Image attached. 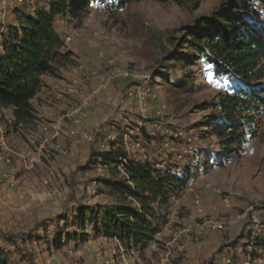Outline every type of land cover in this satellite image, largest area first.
I'll return each instance as SVG.
<instances>
[{"label":"rangeland","instance_id":"374dc122","mask_svg":"<svg viewBox=\"0 0 264 264\" xmlns=\"http://www.w3.org/2000/svg\"><path fill=\"white\" fill-rule=\"evenodd\" d=\"M20 1L0 0V24L12 20L13 9ZM184 1L179 5L173 0H135L113 11L93 2L81 21L71 16L61 21L64 31L72 35L68 47L78 52L73 62L63 68V75L76 78L83 71V77H89L86 89L75 82L71 84L75 96H65L64 101L73 108L74 115L66 116L63 126L58 125L57 129L51 118L46 119L39 128L27 133L28 140L11 136L13 148L7 144L6 129L0 125V244L10 253L13 264H199L206 259L224 261L227 255L243 264L250 246L245 243V236L251 211L260 220V239H264L261 111L255 114L258 130L251 135L245 154L222 167L199 169L181 198L173 203V221L143 255L126 252L115 240L101 237L72 240L61 249L54 245L56 222L61 228L66 221L72 223L78 205L94 207L113 201L99 192L95 172L76 173L75 190L69 184L75 179L73 171L86 162L89 142L95 135L101 143L111 133L123 135L132 155L160 163L176 154V161L187 163L186 155L194 147L218 149L216 137L202 139L191 128L210 112L198 105L211 101L219 91V85L209 80L212 74L208 67L199 64L186 68L196 77L197 88L188 94H177L170 83L182 76L180 64L170 71L169 80L153 76L186 26L210 14L221 2L200 0L194 7L192 0ZM26 3L32 4L31 0ZM143 84L151 93L146 100L129 95ZM85 100L87 104L83 105ZM91 104L97 112L88 117L86 110ZM144 111L164 128L163 136L150 145L138 144L141 136L137 127ZM3 113L9 115V110ZM176 129L183 130L186 137L172 140L168 131ZM196 199L200 200L199 205ZM61 215L66 219L60 220ZM220 223L222 227L218 226ZM68 231L82 233L75 225ZM7 235L15 240L6 242ZM253 248V264H264L262 248Z\"/></svg>","mask_w":264,"mask_h":264},{"label":"trees","instance_id":"16d2710c","mask_svg":"<svg viewBox=\"0 0 264 264\" xmlns=\"http://www.w3.org/2000/svg\"><path fill=\"white\" fill-rule=\"evenodd\" d=\"M26 1H20L13 9L16 25H6L0 33V125L6 129L10 148L11 136L28 140L27 133L42 121L33 99L44 86V77H60L61 70L73 62L74 52L63 41L66 32L59 31L64 24L61 21L69 16L81 21L93 2L113 11L135 0H31V5ZM173 1L179 5L185 2ZM192 2L197 7L200 0ZM172 43L166 60L159 62L161 69H156L153 76L169 80L170 71L180 64L182 76L170 83L177 94H188L197 88L196 77L186 68L199 64L208 67L212 74L209 80L219 85V91L211 101L198 105L210 112L191 128L202 139L216 137L218 149L194 147L186 155L187 163L176 161L177 154H170L168 161L160 163L128 152L123 135L117 133L114 140L107 137L103 143L95 135L89 142L86 162L73 171L75 179L69 184L75 190L76 173L95 172L99 192L113 201L94 207L80 204L74 208L72 223L66 221L61 228L56 222V248L61 249L72 240L101 237L117 241L126 252L143 255L168 223L174 198L183 193L199 169L222 167L245 154L251 135L258 130L255 114L264 111V0H221L210 14L186 26L182 36ZM5 110H11V120L3 113ZM152 121V117H141L143 124L137 128L142 144L150 145L164 134L162 126L156 135H151ZM180 131L183 132L168 131L170 138H185L186 135H174ZM105 142L107 149L103 147ZM98 164L105 166L103 173L97 172ZM66 217L61 215L59 219ZM73 225L82 233L68 231ZM260 238L256 244L264 251V239ZM14 240L12 235L5 237L8 243ZM0 264H13L1 244ZM199 264L238 263L206 259Z\"/></svg>","mask_w":264,"mask_h":264},{"label":"crops","instance_id":"0c3cea01","mask_svg":"<svg viewBox=\"0 0 264 264\" xmlns=\"http://www.w3.org/2000/svg\"><path fill=\"white\" fill-rule=\"evenodd\" d=\"M11 19L13 21L10 20L7 23L6 22H4V23L6 25H9V24L16 25L15 17L13 15H12ZM0 20H1V17H0ZM6 25L0 24V30L2 31L4 26H6ZM64 28H65V25L63 24V26H60L59 31H62V30L64 31ZM64 32H67V31H64ZM0 40H1V36H0ZM68 48L71 49L74 52V56L78 55V52L76 51V49L70 48V47H68ZM63 72H64V70L62 69L61 73H60V77L45 76L44 77V86L41 88L40 92L33 99V103H34L35 107L39 111L38 115H39V117L42 120V121H40L38 123V125H37L38 128L48 118H51L54 121V123L52 124V126H54V129H57L56 127L58 125H60L62 127L64 118L66 116H68V115H74L73 108H71L68 105V103H65V101H64L65 100V96L67 94H69V96H71V97L75 96V95L72 94V91L70 90L71 87H72L71 84L76 82L77 85H80V87L82 86L81 89L82 88L86 89L85 84H88L87 79L89 77H87V79H85V77H83V76H85V73L83 71H81V73H79V75H77L78 77H76V78L64 77V75H63L64 73ZM80 74H82V77H80ZM88 90L86 92L90 91V90L89 91ZM79 99H77V100H79ZM95 103H97V102H95ZM92 104H94V102ZM92 104L86 110L88 117L94 115L97 112L94 109V108L97 109V107H93ZM75 116H77V115L75 114ZM6 117L9 120H11V117H12L11 110H9V115H6ZM28 137H29V135H27V138ZM17 154L19 155V154H22V153L18 152ZM23 162L25 164V160H23ZM26 166L28 167V165H26ZM182 195H183V193L180 196H176L174 198L173 203L175 201H178L181 198ZM172 210H173V207H172ZM172 210H171L170 214L168 215V223L165 225L164 230H167V228L169 227V224L173 221V219H172V217H173ZM164 230H163V232H164ZM114 242L116 244L117 241H114ZM5 250L7 251L6 248H5ZM215 261L219 262L220 260H215Z\"/></svg>","mask_w":264,"mask_h":264},{"label":"built area","instance_id":"2783aa9c","mask_svg":"<svg viewBox=\"0 0 264 264\" xmlns=\"http://www.w3.org/2000/svg\"><path fill=\"white\" fill-rule=\"evenodd\" d=\"M63 41H64V44L66 46H68L69 43L72 41V35L70 33L64 34ZM124 75L127 76L128 73H125ZM70 90L73 92L74 91V87L72 86ZM150 94L151 93L148 92L147 87L144 84L140 85V86H137L134 91H130L129 92L130 96L135 95L136 98L140 99L141 101L146 100V98ZM82 104L86 105L87 104V100H85ZM142 116H143V118H146L149 115L146 113V111H144ZM161 129H162V124L160 122H155L154 125H153V128H152V131H151V135H153V136L156 135V132L160 131ZM174 135L175 136H184L182 131L175 132ZM115 138H116V135L114 133H111L108 136V139H110V140H114ZM138 144L142 145V143H140V142ZM103 147L107 149L108 148V144H104ZM126 147H127L128 152H130V148L128 147L127 143H126ZM125 161H126V159H125ZM96 170H97L98 173H103L106 170V168H105L104 165L98 164L97 167H96ZM195 202H196L197 205L200 204V200L199 199H196ZM249 216H251V222L249 224V230H248V232H247V234L245 236V238H246L245 239V243L250 245V246H249V250L247 249V256H246V259L243 261V264H253L254 263L255 258L253 256L254 255V253H253L254 248L253 247L257 246L256 243H257L258 239L263 234V230L260 227L261 223H260V220L257 217V215L253 211H251V212H249ZM218 226L222 227V224L220 223V224H218ZM223 258H224V262H227V263H232V262L236 261L234 259V257L231 256V255L230 256L229 255L224 256Z\"/></svg>","mask_w":264,"mask_h":264}]
</instances>
